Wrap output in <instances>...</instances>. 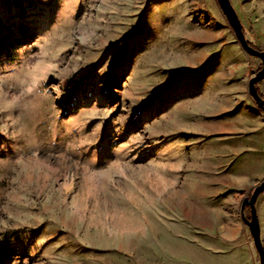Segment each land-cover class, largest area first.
Instances as JSON below:
<instances>
[{"label": "rangeland", "instance_id": "obj_1", "mask_svg": "<svg viewBox=\"0 0 264 264\" xmlns=\"http://www.w3.org/2000/svg\"><path fill=\"white\" fill-rule=\"evenodd\" d=\"M228 1L264 52V0ZM244 58L214 0H0V264H258Z\"/></svg>", "mask_w": 264, "mask_h": 264}, {"label": "crops", "instance_id": "obj_2", "mask_svg": "<svg viewBox=\"0 0 264 264\" xmlns=\"http://www.w3.org/2000/svg\"><path fill=\"white\" fill-rule=\"evenodd\" d=\"M256 67L255 61L244 58V112L238 109L231 118L232 130H237L239 136L236 139L240 144L235 151L230 152L232 157L224 169L231 179L232 190L242 187L245 190L251 181L264 176V116L246 93V82ZM263 80L255 87L257 88ZM240 264H244L243 256Z\"/></svg>", "mask_w": 264, "mask_h": 264}, {"label": "water", "instance_id": "obj_3", "mask_svg": "<svg viewBox=\"0 0 264 264\" xmlns=\"http://www.w3.org/2000/svg\"><path fill=\"white\" fill-rule=\"evenodd\" d=\"M215 4L230 29L234 40L239 49L249 57H253L259 61L260 68L247 80L246 92L252 100L254 106L260 110L264 116V99H261L255 85L264 79V52L253 49L248 45L241 29L240 22L231 7L228 0H214ZM264 191V180L258 182L252 189L250 194L245 197L240 204L239 212L242 214L243 208H248V217H242V223L246 226L248 235L251 239L252 247L256 253L258 264H264V248L260 241V230L255 215V201L257 197Z\"/></svg>", "mask_w": 264, "mask_h": 264}, {"label": "trees", "instance_id": "obj_4", "mask_svg": "<svg viewBox=\"0 0 264 264\" xmlns=\"http://www.w3.org/2000/svg\"><path fill=\"white\" fill-rule=\"evenodd\" d=\"M248 45H249L250 47H252L253 49H256V48H254L250 43H248ZM257 94H258V93H257ZM258 96H259L260 98H262L261 95L258 94ZM244 209H245L247 212H249L247 207H245Z\"/></svg>", "mask_w": 264, "mask_h": 264}]
</instances>
